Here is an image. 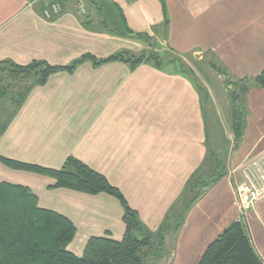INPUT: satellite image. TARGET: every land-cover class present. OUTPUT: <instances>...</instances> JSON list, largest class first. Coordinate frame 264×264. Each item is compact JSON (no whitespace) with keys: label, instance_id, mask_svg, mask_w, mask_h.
I'll use <instances>...</instances> for the list:
<instances>
[{"label":"crops","instance_id":"obj_1","mask_svg":"<svg viewBox=\"0 0 264 264\" xmlns=\"http://www.w3.org/2000/svg\"><path fill=\"white\" fill-rule=\"evenodd\" d=\"M77 4L61 0V12L46 18L45 0H0L2 65L124 57L99 64L86 60L31 89L0 132V157L51 170L73 158L104 176L152 235L146 264H197L237 219L264 264V187L247 206L235 191L246 179L242 164L264 159V90L250 85L240 95L243 128L232 147L228 103L212 95L206 106L179 63L189 54H206L232 81L258 76L264 68V0H89L87 17L76 13ZM150 52L162 56V65L127 61ZM205 107L219 126L211 135ZM217 135L230 145L218 149L221 165L209 150ZM217 174L213 182L204 180ZM195 179L208 184L196 200H187L185 205L192 201L187 210L178 209L187 183ZM0 182L28 188L39 208L67 218L75 228L67 251L76 257L91 237L123 238V207L112 196L49 188L54 183L49 177L2 163Z\"/></svg>","mask_w":264,"mask_h":264},{"label":"trees","instance_id":"obj_2","mask_svg":"<svg viewBox=\"0 0 264 264\" xmlns=\"http://www.w3.org/2000/svg\"><path fill=\"white\" fill-rule=\"evenodd\" d=\"M151 46L153 47V45ZM161 57L150 52L147 57L144 55L135 59L131 57L127 61L132 62L133 65L141 61H151L160 66L163 63ZM123 58V55L119 54L99 60L97 63L94 57L83 55L73 60L69 65L49 64L44 61H32L24 66L0 64L1 79L5 78L2 73L7 72L11 76L19 77L25 81L21 93H18L17 97L9 98V101L13 99L17 104L14 106V110L6 116L5 121L0 118V132L18 112L31 89L43 86L51 74L61 71L71 72L86 60L99 64L118 59L123 60ZM29 80L31 83L27 85ZM240 82L247 83V80H240ZM248 82L253 87L264 90V68L258 76ZM250 85L248 87L246 85L240 90L243 91L242 96L248 92ZM232 122L233 133L238 141L243 125L236 117H233ZM0 163L12 170L32 172L49 177L54 182L49 188L67 189L88 195L106 194L112 196L123 207L122 223L124 225L122 240L91 237L85 245L82 256L76 257L67 251V246L75 235V228L67 218L53 211L39 208L36 197L28 188L0 182V264H146L145 256L153 247L152 235L144 230L137 214L127 206L121 193L109 185L104 176L73 158H68L59 170L44 169L2 157H0ZM219 176V174L210 175L209 183L215 181ZM196 180L198 179L190 180L187 185H193V189L197 188V184L194 183H199V185L203 183ZM207 184L203 183V188ZM199 195L200 192L195 194L192 201L196 200ZM191 202L185 205V210ZM165 230L166 226H163L157 233V237L161 238ZM158 243L161 246L163 239L161 238ZM197 264L262 263L249 241L244 222L237 219L229 224L206 248Z\"/></svg>","mask_w":264,"mask_h":264},{"label":"rangeland","instance_id":"obj_3","mask_svg":"<svg viewBox=\"0 0 264 264\" xmlns=\"http://www.w3.org/2000/svg\"><path fill=\"white\" fill-rule=\"evenodd\" d=\"M47 1L45 0L46 3H47ZM88 1L89 0H82L83 6L85 9V14L82 15L83 17H87L89 15L90 7L88 4ZM75 2H78V0H75ZM47 5H48V3H47ZM74 10L76 11V13L78 12L76 5H75ZM119 31L122 33L123 30L119 29ZM114 32H118V31H114ZM144 43L147 44L149 42L146 41ZM152 45L154 46V44H152ZM199 57H201V59ZM167 58L173 59V56H170ZM179 63H180V67L183 68V70L185 71L187 76L189 78L193 79L194 83L198 86V89L200 90V93H201L203 103L205 104L207 102L206 106H208V104L210 103L209 99L211 98V100H212V95H213V98H215L216 100H219L221 103H224L222 101H225V103L226 102L228 103L229 111L231 108V120L232 121H233V117H236L239 120V122L241 124H243L242 114H241V110L239 108L240 107L239 105L242 103L240 95L242 94L243 91H240V90H242V88H244L246 85L248 87L250 85V82H248V81H247V83L246 82H240V80L232 81L229 76L225 75L223 68L217 63V61L214 58H212L206 54H201L200 56H197V55L195 56V55L189 54L186 57H184V59H181L179 61ZM209 65H213L214 66L213 69L209 68L210 67ZM204 69H207V70H205V72H203ZM2 75H5V78L1 79V76H0V95H2V96H0V118L3 121H5L7 118L6 116L14 110L13 108L17 104V103H15V101L13 99L9 101V98L17 97L16 95L18 93H21V91L23 89L22 86L25 84V81H23L22 79H19V77L11 76L7 72L2 73ZM209 77L216 79V83L219 86L218 85H216V87L213 86L214 85L212 83L213 81H211ZM207 79L210 80L209 81L210 83H212V85H211L212 87H210L211 88L210 90L208 89L209 83H208ZM29 83H31L30 80L27 82V85ZM229 87H231V88H229ZM217 88H219V89H217ZM209 95H211V96H209ZM210 111L211 110L209 109V107L204 108V114L206 115V117L210 121H212L210 123V125H211L210 135H211L216 131L215 129L219 126L217 123L214 122L213 118L211 117ZM232 123L233 122H231V131L233 133ZM224 126H225L226 131H227L226 135H229L228 133H230V132L228 130H229L230 124L227 123V119L225 121ZM232 135L234 136V133ZM217 138H219L218 135H217L216 139ZM221 139H222V137H221ZM221 139H217L215 141H212L211 142L212 146H209V150L213 153V156H214L213 157L214 161H215L214 163L217 164V162H219L220 165L223 164L224 157L222 154L219 153L218 149L222 150L223 148H225V147L228 148L230 146L228 144V142L224 141L223 139L221 140ZM229 142H231L232 147H234L235 146L234 142H237V139H235V136H234L233 141L229 140ZM213 143H215L217 145H214ZM253 164H255L254 161L244 162L241 166L242 175H244V171L247 168L252 167ZM203 168H204V171H207L208 170L207 164ZM208 178L204 179V180H208ZM241 180L242 181L240 183H238V186H236V190H235L236 193H237L238 187L240 189L239 193H241L242 196H243V192L245 193L244 194L245 196L246 195L250 196L251 193H254V194L260 193L262 187L259 184L255 185L256 183L253 182V179H252V182L254 184V187H251L244 177ZM196 181H200V180L198 179ZM257 181L259 183L260 180H257ZM207 182L208 181H204L203 183L206 184ZM203 183H200V185H199V183H194L195 185L197 184L196 185L197 188H193V189H192L193 185H189V186L186 185L187 189L185 188L186 191H185V193H183L181 195L180 201L177 204L178 209H179V207L184 206L185 203H187V200H189L191 197H193L198 192L202 191L200 188H203V186H204V185H202ZM242 183L246 184L249 187L250 192H248L247 190L243 191V189L240 187ZM249 199L252 200L251 197ZM256 199H257V196H256L255 200ZM238 200H239V197H238ZM239 202H240V200H239ZM243 204H246V203H243Z\"/></svg>","mask_w":264,"mask_h":264},{"label":"built area","instance_id":"obj_4","mask_svg":"<svg viewBox=\"0 0 264 264\" xmlns=\"http://www.w3.org/2000/svg\"><path fill=\"white\" fill-rule=\"evenodd\" d=\"M47 1V0H46ZM48 3V9H46V11H44V16L46 18H49L50 15H57L61 12V0H48L47 1ZM77 9H78V14L79 15H84L85 14V9H84V6H83V3H82V0H78V4H77ZM244 175L246 177V180L247 182L249 183V185L251 187H254V183H256L255 185H260L261 187H264V159H260L259 161L255 162V164H253L252 167L250 168H247L245 171H244ZM252 179H253V182H252ZM257 180H260L259 183ZM243 191H249V187L242 183L241 186H240ZM240 189L238 187L237 189V195L239 197V200H240V203L243 204V203H246V204H243V205H250L252 204L253 200H255L256 196L258 198L259 196V193H251L250 196L248 195H244L245 193L243 192V196L241 195V193H239ZM252 198L249 199V198ZM249 199V200H248Z\"/></svg>","mask_w":264,"mask_h":264}]
</instances>
